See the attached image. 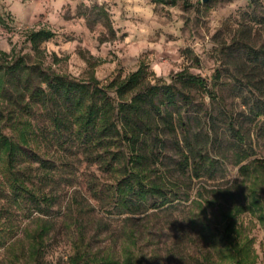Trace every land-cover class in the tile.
<instances>
[{
  "label": "rangeland",
  "instance_id": "obj_1",
  "mask_svg": "<svg viewBox=\"0 0 264 264\" xmlns=\"http://www.w3.org/2000/svg\"><path fill=\"white\" fill-rule=\"evenodd\" d=\"M123 3L0 0V15L6 24L0 26V51L10 52L16 45L18 52L34 57L27 35L45 28L56 34L41 45L46 66L75 79H85L93 72L99 81L108 83L128 77L141 65L155 82L171 83V76L187 70L212 84L220 73L221 103L193 90L224 139L221 148L210 136L206 150L219 168L198 179L192 169L181 170V155L169 146L153 171L171 191L170 199L158 206L155 199H149L132 214L115 206V177L81 148H52L50 159L56 164L50 171L39 163L29 165L37 190L53 199L46 216L17 209L6 186L0 190L1 221L14 232L0 245V264H16V252L29 251L28 233L37 228L39 218L48 223L50 231L41 259L32 264H70L73 243L82 234L94 253L113 256L120 264L128 247L144 264H209L218 258L202 236L201 223L205 208L209 220L218 221V205L208 208L204 203L202 208L201 204L213 199L217 190H230L237 202L247 203V185L239 176L233 141L223 133L230 120L243 123L250 137V160L264 159V119L246 120L264 99L247 86L246 75L252 71L247 52L234 51L239 39L263 47L264 0H177L176 5L150 0L154 8L148 19L130 17ZM239 225L254 239L257 264H264L262 226L248 213L240 217ZM25 262L22 258L21 264Z\"/></svg>",
  "mask_w": 264,
  "mask_h": 264
},
{
  "label": "trees",
  "instance_id": "obj_2",
  "mask_svg": "<svg viewBox=\"0 0 264 264\" xmlns=\"http://www.w3.org/2000/svg\"><path fill=\"white\" fill-rule=\"evenodd\" d=\"M155 2L176 5L177 0ZM0 26H6L1 15ZM55 36L45 28L29 32L27 40L34 57L21 54L16 45L10 52L0 51V190L6 186L17 209L45 216L49 212L53 199L37 190L29 165L39 163L50 171L56 164L50 159L55 147L67 150L77 145L99 163L115 177V206L132 214L139 212L149 199H155V204L170 199L171 191L153 171L169 146L181 155L183 172L192 169L200 179L204 173L218 170V162L206 150L210 136L218 140L221 148L224 139L217 133L209 109L197 102L193 90L203 92L213 103H221L220 73L212 84L187 70L171 76V83L155 82L147 67L141 65L128 77L108 83L99 81L93 72L79 80L46 66L41 45ZM234 44L235 52L244 50L251 60L252 71L246 75L248 88L264 99V45L256 48L240 39ZM251 114L246 120L264 119V101ZM238 124L230 120L223 134L233 141L239 176L247 185V203L237 202L230 190H217L213 199L201 204L202 208L204 203L208 208L218 205V221L209 220L205 208L201 223L202 236L218 258L209 264H257L258 260L254 239L245 234L239 219L248 213L264 230V159L250 160V137L244 124ZM1 215L2 209L3 245L14 232L4 225ZM39 222L28 233L32 242L29 251L16 252V264H21L22 258L26 260L24 264L41 259L50 226L41 218ZM70 264L120 262L113 256L94 253L82 234L73 243ZM122 264L144 263L128 247Z\"/></svg>",
  "mask_w": 264,
  "mask_h": 264
},
{
  "label": "clouds",
  "instance_id": "obj_3",
  "mask_svg": "<svg viewBox=\"0 0 264 264\" xmlns=\"http://www.w3.org/2000/svg\"><path fill=\"white\" fill-rule=\"evenodd\" d=\"M121 7L130 17L139 16L148 19L152 15L154 5L150 0H124Z\"/></svg>",
  "mask_w": 264,
  "mask_h": 264
},
{
  "label": "water",
  "instance_id": "obj_4",
  "mask_svg": "<svg viewBox=\"0 0 264 264\" xmlns=\"http://www.w3.org/2000/svg\"><path fill=\"white\" fill-rule=\"evenodd\" d=\"M209 1H210V0H203L204 3H207V2H209Z\"/></svg>",
  "mask_w": 264,
  "mask_h": 264
}]
</instances>
